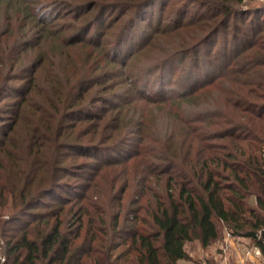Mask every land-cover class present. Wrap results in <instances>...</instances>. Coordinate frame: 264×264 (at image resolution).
<instances>
[{
  "label": "trees",
  "instance_id": "1",
  "mask_svg": "<svg viewBox=\"0 0 264 264\" xmlns=\"http://www.w3.org/2000/svg\"><path fill=\"white\" fill-rule=\"evenodd\" d=\"M89 1L85 5L87 11L98 9L102 14L110 8L121 9V16L118 14L108 25L111 27L124 17L120 28L112 35L119 41L132 31L135 22L145 19V9L155 0ZM190 1L199 3L202 12L187 23L201 30V36L194 42L199 43L196 54L209 38L220 33L226 38L232 37V47L225 40L215 51L212 46L208 48L201 58L195 54L194 61L196 65L221 69L220 78L226 77V80L214 82V77L208 74L196 87L181 94V100L197 94L204 96L205 109L191 115L174 111L166 123L170 131L164 132L163 143L162 139L158 142L160 146L163 144L162 148L158 146V154L154 152L152 142L157 144V140L153 138L149 149L144 144L140 151L146 158L144 168L161 186L138 190L128 188L133 187L134 178L126 180L125 188H120L118 195L109 196V200L118 205L111 216L107 214L109 207L106 209L93 198L83 201L85 195L80 194L76 197L80 202L73 203L64 196L69 192L60 190L67 186L64 178L73 177L71 171L77 166L66 164L64 156L56 151L62 148L85 152L82 147L91 151L92 146H84L75 138L62 142L63 129L59 127L38 124L33 127L23 144L29 152L33 147L44 145L43 158L32 160V169L23 168L16 172L17 179L10 180L13 168L8 169L6 161L10 158H5L8 132L17 130L24 106L32 108L28 94L35 85L33 73L45 58L39 59L35 67H18L16 73L8 68L0 81V96L8 88L19 93L20 98L11 108L0 106V115H12L11 123L0 122L3 135L0 141V237L5 238L3 242L0 240V249L7 264H178L179 260L190 258L186 242L198 240L206 247L223 238L224 231L242 242L258 245L263 257L261 264H264L261 152L264 141V5L247 6L244 0ZM47 30L42 33L52 36ZM75 40L62 44L70 46ZM85 40H88L83 41L86 45H93L89 38ZM94 43L93 50L108 44L96 40ZM93 50L86 56L96 55ZM99 53V58H104ZM66 54V59L76 63L71 74L66 69L68 64L62 65L63 61L57 63L58 71H53L49 78L57 79L56 94L64 97L59 98L63 109H71L70 114H76L79 111L73 107L82 94L102 82L94 75L98 63L88 67L87 62L80 63L76 55ZM10 56L8 54V58ZM13 80L25 81L26 86L12 87ZM63 89L66 90L63 92ZM47 99L51 103L50 98ZM127 103L131 100H124V105ZM118 114L113 119L116 123L117 118L125 117L119 111ZM102 117L97 116L96 120L101 121ZM117 126L110 124L109 127L115 130ZM215 139L224 141L217 143ZM157 161L160 164L155 165ZM39 170H44L47 182L42 188H31ZM90 194L96 196L93 190ZM45 198H52L53 202L42 210ZM140 199L143 202L140 203ZM4 214L7 217L4 218ZM25 217L28 220L18 225ZM259 231L260 237L256 235Z\"/></svg>",
  "mask_w": 264,
  "mask_h": 264
},
{
  "label": "rangeland",
  "instance_id": "2",
  "mask_svg": "<svg viewBox=\"0 0 264 264\" xmlns=\"http://www.w3.org/2000/svg\"><path fill=\"white\" fill-rule=\"evenodd\" d=\"M89 2V0H0V81L6 75L8 68H11L12 73H16L18 67H35L39 59L45 58L33 73L35 85L28 94L32 108L24 106L25 110L18 121L17 130L8 132L9 141L5 145V152L8 155L5 158H10L6 161L9 162L8 169L13 168V176L10 180L17 179L16 172L19 173L23 168L32 169V160H41L42 151L46 149L44 145H39L40 147H33V151L29 152L23 144L25 136L30 134L33 127L38 124V126L50 125L63 129L60 138L62 142L65 139L70 141L75 138L81 144L84 143V146H92V150L87 151L86 147H82L86 153L83 150L71 152L62 148L56 151L64 156L66 164L72 163L77 166L71 171L73 177L64 178L67 186L60 190L68 191L69 195L64 196L71 198L70 201L73 203L80 202L76 200L80 194L85 195L83 201H90L89 199L93 198V201H98L100 203L98 204H102L106 209L109 207L107 214L111 216L118 205L110 201L109 196L118 195L120 188H125L126 180L134 178L131 182L133 187L128 188L138 190H142L145 186H152L151 188L161 186V184L157 185L155 179L150 176V171L144 168L143 163L146 158L142 157L140 151L142 145L144 147L147 145L149 149V141L153 138L157 140V144L153 142L152 144L155 154H158V148H162L163 145L160 146L158 142L162 139L161 143H163L164 132L170 131L166 123L174 111L191 115L205 109L204 96L197 94L181 100V94L189 92L192 86L196 87V84L208 74L214 77V82L223 83L226 77L220 78L221 69L218 70L217 67L209 68L206 65L201 66V63L196 65L194 62L199 44L194 42L201 36V30L187 23L190 18L202 13L199 3H191L190 0H155L145 9V19L135 22L132 31L117 41L112 35L116 34L124 17L122 16L111 27L108 25L113 23L118 14L121 16V9L110 8L100 14L98 9L86 10L85 5ZM243 4L259 6L264 5V0H244ZM186 10L187 13L182 17ZM45 29H48L52 36L47 37V32L46 35L42 33ZM39 37H42V40L38 42ZM88 38L93 42L92 46L83 42L88 41L85 40ZM65 39L78 40L68 46L62 44ZM95 40L108 44L93 50ZM225 40H228V46L232 47V37L229 35L226 38L220 33L212 39L209 38L199 47L198 56L201 58L211 46L215 51L225 43ZM28 44L35 45L27 46ZM90 50L96 55L87 57L86 54ZM66 53L76 55L80 63L87 62L88 67L98 63L94 75L102 82L96 83L82 94L78 104L73 107L79 111L76 114H70L73 112L71 109L67 111V108L63 109L64 107L61 106L63 102H60L59 98L64 97L56 94L57 79L49 78L53 71H58L57 63L62 64L63 61L62 65L68 64L69 67L66 69L71 74L76 63L66 59ZM97 53L107 60L103 57L99 58L100 55ZM8 54H11L9 58ZM60 58L63 60L61 61ZM23 82L25 81L13 80L10 85L20 89V86H26V82ZM65 90L63 89V92ZM47 97L50 98L51 103L46 101ZM19 98V93L7 88L0 96V106L7 105L11 108ZM126 99H130L131 103L124 105ZM53 103L56 104L52 106ZM59 105L61 108H58ZM118 111L125 117L117 118L119 121L116 123L113 119L119 115ZM101 115H103L101 121H97L96 117ZM0 118L2 119L0 122L8 124L12 122L11 113L1 114ZM110 124H118V126L112 130ZM109 136L112 137L109 139L107 138ZM2 137L0 133V141ZM214 141L221 143L224 139ZM263 145L264 141L261 152ZM7 149L9 151H6ZM157 164H160L159 161L155 162V165ZM35 175L31 188H42L47 182V175L44 170H39ZM145 178L149 181L145 182ZM92 190L95 197L90 194ZM44 202L45 205L40 207L42 210L46 209L45 206L53 202V199L45 198ZM139 202H143V199ZM3 217H7L6 214ZM26 220L28 217L23 218L18 225H22ZM223 234V238L206 247L201 246L198 240L186 242L185 248L190 260L180 263L198 264L195 261L210 259L218 264L219 259L223 257L222 247L226 246L225 242L232 241L226 240V231ZM0 240L3 242L5 238L0 237ZM233 241L237 244L239 240ZM243 243L252 245V242ZM212 252H216L217 259H213ZM3 255L5 256L0 249V256ZM249 263L252 262L245 260L244 264Z\"/></svg>",
  "mask_w": 264,
  "mask_h": 264
},
{
  "label": "built area",
  "instance_id": "3",
  "mask_svg": "<svg viewBox=\"0 0 264 264\" xmlns=\"http://www.w3.org/2000/svg\"><path fill=\"white\" fill-rule=\"evenodd\" d=\"M262 157L264 161V145L262 146ZM260 237V231L256 234ZM226 240H238L235 239L228 231L225 235ZM225 240V239H224ZM225 247H222L223 257L219 259L218 264H244L245 260H250L252 263L261 264L262 263V253L258 245L252 244L251 246L245 245L242 241H237V244L231 243L229 240L225 242ZM244 245V246H242ZM239 249L241 251H239ZM225 254V255H224ZM217 259V257H215ZM0 264H7L6 257L0 256ZM208 264V263H204Z\"/></svg>",
  "mask_w": 264,
  "mask_h": 264
},
{
  "label": "crops",
  "instance_id": "4",
  "mask_svg": "<svg viewBox=\"0 0 264 264\" xmlns=\"http://www.w3.org/2000/svg\"><path fill=\"white\" fill-rule=\"evenodd\" d=\"M231 242L234 244V241H233V240H232ZM211 255H213V256H212L213 259L217 256V255H216V252H212ZM186 260H190V259H181V260L178 261V264H181L180 262H183V261H186ZM195 263H198V264H204V263H208V264L212 263V264H215L216 262H215V261L213 262V261H211L210 259H208V260L204 259V260H202L201 262H196V261H195Z\"/></svg>",
  "mask_w": 264,
  "mask_h": 264
}]
</instances>
